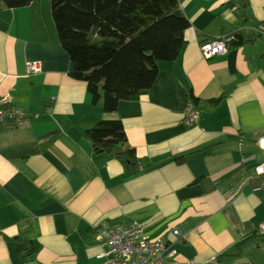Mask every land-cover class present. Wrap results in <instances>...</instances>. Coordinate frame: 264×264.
Segmentation results:
<instances>
[{"label":"crops","instance_id":"obj_1","mask_svg":"<svg viewBox=\"0 0 264 264\" xmlns=\"http://www.w3.org/2000/svg\"><path fill=\"white\" fill-rule=\"evenodd\" d=\"M180 11L190 24L181 55L113 115L73 79L51 0L0 12V97L27 115L0 123V264H97L96 234L137 222L169 241L177 263L264 264V195L253 189L264 0H184ZM237 36L242 46L203 57L205 43ZM190 93L200 102L195 125L186 124ZM104 120L123 124L142 173L93 151L85 134ZM30 244L38 251L25 255Z\"/></svg>","mask_w":264,"mask_h":264},{"label":"trees","instance_id":"obj_2","mask_svg":"<svg viewBox=\"0 0 264 264\" xmlns=\"http://www.w3.org/2000/svg\"><path fill=\"white\" fill-rule=\"evenodd\" d=\"M33 1L0 0V12L27 8ZM183 1L51 0L59 43L75 68L73 79L86 87L93 106L102 101L104 113L115 114L120 103L154 87L159 64L179 58L190 28L180 11ZM243 44L244 39L237 36L229 42V49ZM188 100L199 112V100L192 93ZM220 100L211 101L209 107H216ZM85 137L96 154L121 163L136 175L144 171L145 162L128 147L120 121H101ZM21 248L29 256L38 251L34 244Z\"/></svg>","mask_w":264,"mask_h":264},{"label":"built area","instance_id":"obj_3","mask_svg":"<svg viewBox=\"0 0 264 264\" xmlns=\"http://www.w3.org/2000/svg\"><path fill=\"white\" fill-rule=\"evenodd\" d=\"M261 30H256L259 33ZM230 40L207 42L201 47V53L206 60H213L228 53ZM28 75L39 72V64H27ZM186 124L194 125L199 121V112L191 104L186 111ZM27 119L25 112L11 104L7 97H0V123L22 122ZM257 149L263 157L261 165L255 169L253 189L264 195V138L257 141ZM264 234V224L259 228ZM173 235L178 238L179 233ZM99 248L97 264H195L189 261L177 263L178 252L170 246L165 237L153 238L141 223H134L129 227H107L100 230L95 237Z\"/></svg>","mask_w":264,"mask_h":264},{"label":"bare ground","instance_id":"obj_4","mask_svg":"<svg viewBox=\"0 0 264 264\" xmlns=\"http://www.w3.org/2000/svg\"><path fill=\"white\" fill-rule=\"evenodd\" d=\"M228 51H229V49H228ZM195 125V124H194Z\"/></svg>","mask_w":264,"mask_h":264}]
</instances>
